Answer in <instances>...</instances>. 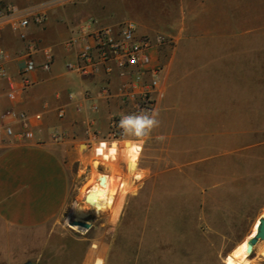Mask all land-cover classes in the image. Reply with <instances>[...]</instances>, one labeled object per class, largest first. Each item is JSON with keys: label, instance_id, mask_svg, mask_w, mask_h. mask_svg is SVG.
Listing matches in <instances>:
<instances>
[{"label": "crops", "instance_id": "0c3cea01", "mask_svg": "<svg viewBox=\"0 0 264 264\" xmlns=\"http://www.w3.org/2000/svg\"><path fill=\"white\" fill-rule=\"evenodd\" d=\"M2 6L10 18L0 32V51L8 56L0 65L19 91L10 99L8 81L0 76V114L8 109L27 113L36 137L18 143L0 134V264H104V240L99 237L89 239L91 243L79 250L78 258L67 256V241L73 232L66 228L65 220L77 198L74 186L81 191V173L87 170L88 175L94 160V169L109 172V189L117 191L120 179L131 176L125 145L142 148L138 163L145 143L160 141L162 153L172 156L182 138L174 129L161 126L185 116L181 107L187 105L186 100H177L178 92H186L190 76L226 75L228 52L234 50V64L240 69L244 59L250 60L246 65L251 70L236 73L264 74L259 70L264 68V41H259L258 34L264 27V0H4ZM228 11L235 12L234 35L227 33ZM36 15L47 19L36 23ZM23 18L30 19L24 39L9 24ZM93 19L105 24L136 20L140 35L173 38V45L154 54L163 72L156 94L159 126L151 131L149 140L137 142L128 137L118 144L100 145L108 138L111 116L129 107L118 98L122 80L117 72L101 70L82 77L69 67L76 60L77 47L68 42ZM248 31L251 34L243 33ZM247 50L251 54L244 57ZM46 51L52 54L49 70L44 68L49 62ZM29 57L36 68L26 73ZM24 75L32 82L26 89ZM60 109L65 110L64 118L58 116ZM38 114L40 121L34 120ZM55 133L64 134V139L55 140ZM113 157L114 168L109 163ZM144 171L137 166L138 174ZM114 202L110 198V209ZM83 240L88 238L81 237L76 243Z\"/></svg>", "mask_w": 264, "mask_h": 264}, {"label": "rangeland", "instance_id": "374dc122", "mask_svg": "<svg viewBox=\"0 0 264 264\" xmlns=\"http://www.w3.org/2000/svg\"><path fill=\"white\" fill-rule=\"evenodd\" d=\"M234 14L227 12L230 35L237 33ZM258 34L264 41V27ZM228 57L226 75L190 76L186 92H178L176 99L186 100L181 107L185 116L161 126L182 138L172 156L162 153L160 141L145 143L139 163L141 147L123 148L131 176L122 193L112 190L118 218L113 219L112 208L104 215L90 210L82 219L92 225L86 235L70 224L92 177L102 170L94 169L93 160L92 171L81 173V191L74 186L77 198L65 220L73 232L67 241L68 258H78L79 250L96 237L104 240V264H229L237 255L255 222L264 217V74L236 73L251 70L246 65L250 60L244 59L240 69L234 64V50ZM115 160L109 162L113 168ZM138 165L146 169L139 181L132 176ZM81 237L88 240L76 243ZM256 245L250 262L264 264V240Z\"/></svg>", "mask_w": 264, "mask_h": 264}, {"label": "built area", "instance_id": "2783aa9c", "mask_svg": "<svg viewBox=\"0 0 264 264\" xmlns=\"http://www.w3.org/2000/svg\"><path fill=\"white\" fill-rule=\"evenodd\" d=\"M3 2L4 0H0V32L2 25L10 18L9 14L6 15L4 12ZM33 19L36 23L42 24L47 18L45 15H36ZM9 24L21 38H26V30L30 26L29 18L11 20ZM171 44H173V38L164 34L140 35L137 24L130 20L119 24H105L93 19L83 24L78 32L71 37L68 46L77 47L76 60L69 65L72 71L82 77L92 76L101 70L107 74L117 72L122 80V92L118 98L129 107V110L111 116L108 138L101 141L100 145L105 142H120L128 137L137 142L148 139L151 132L140 138L125 134L120 127V121L125 115L156 112V94L160 86L163 65L160 60L155 58L154 54L156 50ZM46 55L49 62L44 65V68L49 70L52 59L51 51H46ZM7 58L8 56L0 51V64ZM35 68V62L29 57L26 73L35 70ZM0 76L8 81V97L15 99L19 91L18 86L13 78L7 75V71L2 65H0ZM31 85V80L24 75L23 89ZM65 114L64 109L58 111L60 118H64ZM41 119L40 114L34 116L36 121ZM1 133L18 143L30 142L36 137L30 116L14 109H8L0 114ZM64 136V134L55 133L54 139L60 141L64 139ZM98 150L97 147L96 155ZM96 157L98 158V156Z\"/></svg>", "mask_w": 264, "mask_h": 264}, {"label": "bare ground", "instance_id": "6f19581e", "mask_svg": "<svg viewBox=\"0 0 264 264\" xmlns=\"http://www.w3.org/2000/svg\"><path fill=\"white\" fill-rule=\"evenodd\" d=\"M106 143V142H105ZM116 142H111L109 144H114ZM118 144V143H116ZM125 146H134V145H125ZM124 146V147H125ZM94 174V173H93ZM132 176L139 181L143 179L144 174H138L137 171H135ZM102 172L101 171H96L94 176L92 177V180L90 182L89 188L86 191L83 200L80 205H76L77 207L74 209V214L77 221H83L90 210H94L96 214H105L110 212V205H109V200L112 195V189H109V184H112V176L109 172H106L104 175L105 182L103 184L100 183V180L102 178ZM138 183V182H137ZM127 184V180H123L119 182V185L117 187V195L123 192L125 186ZM135 184V183H134ZM114 193V192H113ZM90 195L91 198L89 200H86V196ZM112 204V203H111ZM121 206V205H120ZM122 207V206H121ZM113 210V219H117L119 215V209L112 208ZM103 214V215H104ZM112 218V216H111ZM260 224V221L258 220L255 222L253 226L252 233L246 240L241 244L239 251L235 257H233L230 261L229 264H251L250 262V252H248L247 247H248V241L251 237H253L257 233V228ZM74 230L79 231V232H88L89 229L85 228L80 225H70ZM257 248V245L254 246V250ZM262 249V248H261ZM260 251V250H259ZM262 256L264 257V246L262 249Z\"/></svg>", "mask_w": 264, "mask_h": 264}, {"label": "clouds", "instance_id": "9594fccd", "mask_svg": "<svg viewBox=\"0 0 264 264\" xmlns=\"http://www.w3.org/2000/svg\"><path fill=\"white\" fill-rule=\"evenodd\" d=\"M158 126L159 120L156 113L125 115L120 121V127L124 133L137 138L144 137Z\"/></svg>", "mask_w": 264, "mask_h": 264}, {"label": "water", "instance_id": "95a60500", "mask_svg": "<svg viewBox=\"0 0 264 264\" xmlns=\"http://www.w3.org/2000/svg\"><path fill=\"white\" fill-rule=\"evenodd\" d=\"M105 182V178L102 177L101 180H100V183L103 184ZM91 198L90 195H87L86 196V200H89ZM260 221V224L257 228V233L251 237L248 241V247H247V250L248 252H250V254L253 253V248L254 246L260 241V240H264V217H261L259 219ZM70 225H80V226H83L85 228H88L89 230L92 229V225L88 222H85V221H77V220H73L72 223ZM27 264H35V263H32V262H29Z\"/></svg>", "mask_w": 264, "mask_h": 264}]
</instances>
